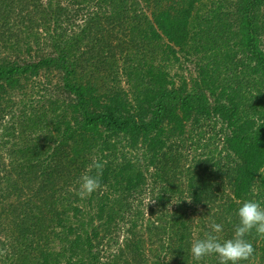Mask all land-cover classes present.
Returning a JSON list of instances; mask_svg holds the SVG:
<instances>
[{
  "label": "trees",
  "instance_id": "1",
  "mask_svg": "<svg viewBox=\"0 0 264 264\" xmlns=\"http://www.w3.org/2000/svg\"><path fill=\"white\" fill-rule=\"evenodd\" d=\"M65 1L0 0V264H138L147 243L155 264H218L192 242L213 222L232 238L242 203L264 204V0ZM182 62L191 85L171 74ZM211 117L231 165H160L177 130ZM93 160L102 186L81 199ZM246 239L241 264H264V238Z\"/></svg>",
  "mask_w": 264,
  "mask_h": 264
},
{
  "label": "rangeland",
  "instance_id": "2",
  "mask_svg": "<svg viewBox=\"0 0 264 264\" xmlns=\"http://www.w3.org/2000/svg\"><path fill=\"white\" fill-rule=\"evenodd\" d=\"M45 5L48 3V0H41ZM58 0H53V3H56ZM61 4L63 6H68L72 8L71 2H67L65 0H61ZM73 10H70L69 12H72ZM14 26V25H13ZM15 33L18 34V41H22L23 36L18 32V27L15 26ZM20 28V27H19ZM43 28V27H42ZM13 29V28H12ZM40 32H43L41 29L39 30ZM224 38V37H223ZM223 40V39H222ZM228 46H235L233 44V40L229 39L227 41V47ZM236 47V46H235ZM240 51V50H239ZM37 53V47L34 45L33 47V52L32 56L29 57V59H37L36 56ZM240 53V52H239ZM27 55L26 53L22 56V58L26 59ZM175 73L177 75H183L181 78H184L187 80L188 84L191 85L193 84L194 79L197 77V70L193 64H186V63H181V66L179 64L177 65V69L171 70V74L175 76ZM88 73H83L80 72V76L86 75ZM176 78V77H175ZM120 79L122 80V85L124 89H128V83L126 81V78L122 72ZM41 81H43V78H41ZM181 83V80H180ZM42 95V94H41ZM33 100H37L40 98V94L35 92H30L29 95ZM28 99V96H27ZM19 106V105H17ZM17 106H14L12 111L17 115L18 113L15 111L16 109L19 111V108H16ZM4 120L2 121L3 124L9 123L11 120L10 115L8 114L7 116H4ZM2 124L0 123V131H1V126ZM221 128V123L216 119V118H209V119H204L200 123H186L185 126L183 127L182 130H177L175 132L174 136L169 138L168 141L170 143V147H167L166 149V154L162 156V162L160 165H167V163L170 165L172 170L176 169L177 173H182L184 171H188L189 169H192L194 165H198L200 169H203L204 163H208L207 166L209 168H213L211 171H217L218 169V163L221 165H231V159L232 154H230L228 151L225 150L223 146V142L225 139L226 132L221 131L219 132ZM221 172V171H220ZM180 183V180H178ZM149 183H151L149 181ZM216 187L220 189V191H224L227 197H231V190L230 186L228 183L222 184L224 182L220 181L219 178L215 180ZM185 184H183V187ZM223 186V187H222ZM176 187V185H175ZM216 188V189H217ZM254 200L257 201L256 198H253ZM154 200L151 198V192L149 190L146 191L142 205L145 213V217H149L147 215V210L154 205ZM262 203V202H261ZM262 206L264 204L262 203ZM194 211V210H193ZM195 212V211H194ZM222 217V216H221ZM197 223H202L203 221L195 217ZM223 218H220L218 221L221 223L223 222ZM205 221H208L205 220ZM210 222H207L209 225ZM223 225V230L229 227L227 223L221 224ZM146 239V237H145ZM147 241V239H146ZM149 243L146 245V252L145 256L143 258H140L138 260V264H155V261L157 259V255L154 254L151 251H148L149 249ZM159 253V252H157ZM162 255H164L162 253Z\"/></svg>",
  "mask_w": 264,
  "mask_h": 264
},
{
  "label": "clouds",
  "instance_id": "3",
  "mask_svg": "<svg viewBox=\"0 0 264 264\" xmlns=\"http://www.w3.org/2000/svg\"><path fill=\"white\" fill-rule=\"evenodd\" d=\"M89 167L94 168L96 174L91 175L86 171L79 178L76 194L81 199L90 197L102 186L103 163L93 160ZM237 215L239 223L235 226L232 238L222 241L219 234L223 231V226L213 222L204 238L192 242L190 254L195 261L201 262L209 256H215L218 264H241L250 260L255 250L246 237L255 232L256 236L264 238V206L254 199L247 200L239 207Z\"/></svg>",
  "mask_w": 264,
  "mask_h": 264
}]
</instances>
